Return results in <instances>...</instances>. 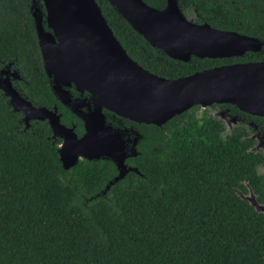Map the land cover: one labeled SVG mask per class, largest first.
Instances as JSON below:
<instances>
[{"label":"trees","instance_id":"trees-1","mask_svg":"<svg viewBox=\"0 0 264 264\" xmlns=\"http://www.w3.org/2000/svg\"><path fill=\"white\" fill-rule=\"evenodd\" d=\"M43 10L42 0H34ZM128 55L166 78L215 65L264 60L173 59L152 46L108 0H96ZM163 8L167 0H145ZM199 23L264 40V0H179ZM33 0H0V72L34 105L56 100L38 45ZM237 108L236 106L229 104ZM62 111V121L73 114ZM77 131L82 132L76 120ZM138 156L116 174L109 159L64 169L47 120L29 127L0 90V264H264V216L237 192L251 169L244 141L213 118L185 111L162 126L142 124Z\"/></svg>","mask_w":264,"mask_h":264},{"label":"water","instance_id":"water-1","mask_svg":"<svg viewBox=\"0 0 264 264\" xmlns=\"http://www.w3.org/2000/svg\"><path fill=\"white\" fill-rule=\"evenodd\" d=\"M149 44L173 59L242 57L261 52L264 40L189 19L179 0H167L156 8L145 0H108ZM33 0L38 45L54 94L69 103L72 84L90 94L93 109L71 110L84 122L78 136L74 127L61 122L57 108L35 106L13 84L17 70L0 72V89L14 111L21 112L26 127L31 120H48L54 137L63 139L59 158L64 169L87 160L109 159L117 174L103 193L129 172L140 171L126 160L139 154L128 152L124 130L106 121L103 109L132 121L162 126L196 104L225 102L264 115V60L233 62L196 71L186 76H159L133 60L115 36L96 0ZM136 141V140H135Z\"/></svg>","mask_w":264,"mask_h":264},{"label":"flooded vegetation","instance_id":"flooded-vegetation-1","mask_svg":"<svg viewBox=\"0 0 264 264\" xmlns=\"http://www.w3.org/2000/svg\"><path fill=\"white\" fill-rule=\"evenodd\" d=\"M252 53H258V52H252ZM211 59H216V58H211ZM215 66H219V65H215ZM20 78L21 77L13 79V81L16 80L17 82L20 80ZM48 82L51 87V79L49 77H48ZM16 89L20 92V90L17 87ZM67 89H68L69 103L67 104L63 103L54 94L51 88L56 100L60 103V105H58L57 103H53L51 106H47V105H39V106H44L49 109L57 108L58 114H60L61 116L60 117L61 122L67 127H74V130L77 133V135L82 136L85 131L84 122L80 117V115L74 113L71 110V108L75 106L74 108H79L81 111H87L93 109L94 106L92 104H88L90 102L89 100L90 94L88 91L80 92L75 88L74 84L67 87ZM20 94L22 95L21 92ZM24 97L27 98L26 96ZM35 106L39 107L38 105ZM59 108H67L73 114V116L70 117L68 122L62 121L63 113L62 111H60ZM103 111L106 114L107 123H110L112 126L116 128H121L122 130H124L123 139L126 140L127 148L129 149L128 152H131L134 149H136L138 152L139 139L143 136L144 133L143 130H145V126L142 124H146V123H140V122L132 121L127 118L120 117L116 114H113L111 111L105 108L103 109ZM186 111H191L196 113L197 118L199 120H202L204 117L218 120L224 128L223 131L224 137H227L228 134H231L234 131L235 132L234 136L244 141L245 148L249 152V157L251 159L252 166L249 172L247 173L246 178L241 180L240 187L237 188V192L243 200H245L248 204L253 206L258 212L262 213L264 216V115H258L241 110L239 108H234L230 106L229 103H225V102H214L208 106H202L201 104H196L190 107ZM76 120H79L81 122L83 128L82 132L77 131ZM53 138L61 140L59 144L60 146L63 139L58 136L57 137L53 136ZM136 156L128 157L126 162L128 163V160L130 158ZM81 160H84V158H80L79 161Z\"/></svg>","mask_w":264,"mask_h":264},{"label":"rangeland","instance_id":"rangeland-1","mask_svg":"<svg viewBox=\"0 0 264 264\" xmlns=\"http://www.w3.org/2000/svg\"><path fill=\"white\" fill-rule=\"evenodd\" d=\"M189 19H193L194 20V17L192 15H186Z\"/></svg>","mask_w":264,"mask_h":264}]
</instances>
